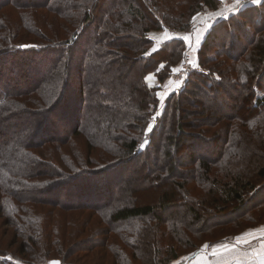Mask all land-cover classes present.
I'll return each instance as SVG.
<instances>
[{
  "label": "trees",
  "instance_id": "1",
  "mask_svg": "<svg viewBox=\"0 0 264 264\" xmlns=\"http://www.w3.org/2000/svg\"><path fill=\"white\" fill-rule=\"evenodd\" d=\"M220 4L0 0V264H172L264 224V0L212 26L159 108L186 45L150 33Z\"/></svg>",
  "mask_w": 264,
  "mask_h": 264
},
{
  "label": "crops",
  "instance_id": "2",
  "mask_svg": "<svg viewBox=\"0 0 264 264\" xmlns=\"http://www.w3.org/2000/svg\"><path fill=\"white\" fill-rule=\"evenodd\" d=\"M259 3L253 0L251 4L257 5ZM227 16L224 9L206 10L193 18V29L190 33H175L168 30L153 31L150 33L155 44L152 51L157 50L168 40L181 39L186 45L185 52L187 51L191 62L197 67L198 51L204 39L212 26ZM156 73L157 71L148 75V77H152L151 80L147 79L151 87L158 80ZM169 82V80H166L158 91L160 106L164 105L168 96L178 89L176 85ZM173 264H264V224L257 228L247 229L229 241L204 246L196 254L181 257Z\"/></svg>",
  "mask_w": 264,
  "mask_h": 264
},
{
  "label": "rangeland",
  "instance_id": "3",
  "mask_svg": "<svg viewBox=\"0 0 264 264\" xmlns=\"http://www.w3.org/2000/svg\"><path fill=\"white\" fill-rule=\"evenodd\" d=\"M220 1V7L218 8V9H220V10H222V9H224V11H226V6H225V2L223 1V2H221V0H219ZM237 1H239V0H237ZM247 2V3H249V4H251V3H253V0H241V2ZM244 6V4L243 3H237V6H236V8L233 10V11H235V10H239L240 8H242ZM218 9H216V10H218ZM206 10H211L212 11V9H209V8H205V9H203L202 11H200V12H198V13H196L195 15H194V17L196 16V15H198V14H202V12H205ZM236 11V12H237ZM193 17V18H194ZM29 39V41H32V40H34V38H32V37H30V38H28ZM163 66L164 65H162L161 66V68L160 69H162L163 68ZM167 80H169L170 82V84H174V85H177V84H179V87L178 88H181L183 85H184V83H179V82H174V81H171L169 78L167 79ZM147 82H148V80H147ZM75 81H73V85L70 87V93H71V96L69 95V97L71 98V97H73V96H76V87H75ZM151 87V86H150ZM164 105H161V106H159V108H160V110H161V108L163 107ZM158 114H160V111H159V113ZM153 123H154V121H153ZM153 123H152V125L150 126V129L152 128V126H153ZM65 126H64V124L61 122V121H58L57 119H54V125L52 126V128H51V130H53L54 129V131L53 132H58L60 129H65L64 128ZM49 134H51V132H49ZM66 147V148H65ZM65 147H63V149L62 150H65V152H67L68 151V147L67 146H65ZM52 152V151H51ZM64 152V153H65ZM54 154H53V156L55 157V159H57L58 160V162H60L61 164H62V162H63V157H65L64 156V153L62 154V152H58V151H54L53 152ZM180 154V153H179ZM185 154V152H181V154L180 155H184ZM62 165H64V164H62ZM253 173L254 172H252L251 171V173L249 174V175H251V176H253ZM82 187V189H84L85 188V186H81ZM66 194V196H68L69 194H68V192L67 191H64ZM81 192H77L76 194H80ZM54 195H56V197H59V194H58V192H55L54 193ZM146 196H147V198H149V199H152L153 198V194H152V192L150 193V192H148V193H146ZM62 198V197H61ZM45 209H48V207L47 208H45ZM73 220H74V218H73ZM83 222H86L84 219H78V220H76V221H74L73 222V224H75V225H77V226H79V224L81 225ZM98 222V221H97ZM95 224H97V223H95ZM152 224H154L153 222H152ZM102 227H104V226H102ZM247 230V229H246ZM243 231H245V230H243ZM243 231H241V233L243 232ZM240 234V233H239ZM93 235H94V233H93ZM14 237V228L12 227V226H10V225H8L7 224V222H6V220H4V218H0V238H2L3 239V243H2V245H3V248H4V250H6V249H14V246H13V243H14V241H16V239H14L13 238ZM81 239H83V238H81ZM85 240H87V239H84V241ZM11 242V243H10ZM205 246H209V245H205ZM6 248V249H5ZM78 255H79V257H84V258H82L81 259V262H80V264H99V259H101L100 257H98V259H89L90 257V255H91V253H89V252H87V251H83V252H78V254H74L70 259H69V261H71V262H74V263H76V264H78V262L76 261V260H78ZM189 256H191V255H189ZM185 257H187V256H185ZM112 254H109V256L105 259V262H104V264H111L112 263ZM54 262H56V264H61V262L60 261H56V260H54V261H51V263L50 264H54ZM174 263V262H173ZM172 263V264H173Z\"/></svg>",
  "mask_w": 264,
  "mask_h": 264
},
{
  "label": "built area",
  "instance_id": "4",
  "mask_svg": "<svg viewBox=\"0 0 264 264\" xmlns=\"http://www.w3.org/2000/svg\"><path fill=\"white\" fill-rule=\"evenodd\" d=\"M225 2V6H226V11H225V15H229L237 6V3H245L241 2V0L237 1V0H223ZM194 69H196L195 65L191 62L190 57L186 52H184L183 55V59L182 62L180 63V65L174 69L171 73H170V77L169 79L171 81L174 82H185L189 73H191V71H193ZM148 78V77H147ZM146 78V81H147Z\"/></svg>",
  "mask_w": 264,
  "mask_h": 264
},
{
  "label": "snow or ice",
  "instance_id": "5",
  "mask_svg": "<svg viewBox=\"0 0 264 264\" xmlns=\"http://www.w3.org/2000/svg\"><path fill=\"white\" fill-rule=\"evenodd\" d=\"M221 2H223V0H221ZM255 2L259 3L260 0H255ZM225 18H227V17H225ZM185 39H187V38H185ZM147 79L151 80L152 77H148ZM176 87H179V84H177ZM149 130H150V129H149ZM206 247H207V246H206ZM54 264H56V262H54Z\"/></svg>",
  "mask_w": 264,
  "mask_h": 264
}]
</instances>
